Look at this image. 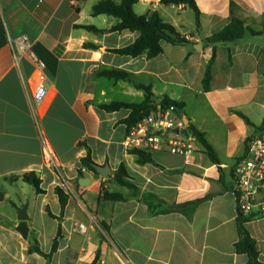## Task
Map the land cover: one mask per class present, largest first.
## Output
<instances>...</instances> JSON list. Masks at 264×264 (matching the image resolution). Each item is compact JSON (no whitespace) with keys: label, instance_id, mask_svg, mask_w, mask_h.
I'll return each mask as SVG.
<instances>
[{"label":"crops","instance_id":"crops-1","mask_svg":"<svg viewBox=\"0 0 264 264\" xmlns=\"http://www.w3.org/2000/svg\"><path fill=\"white\" fill-rule=\"evenodd\" d=\"M99 2L0 0V264H94L97 257L96 264H247L248 256L235 249L240 234L233 169L246 154L247 141L264 129V0H195L200 31L187 5L137 0V15L157 12L192 43L162 42L163 53L154 59L112 52L133 44L139 34L112 32L120 20L94 16ZM232 12L260 34L248 31L241 40L216 45L211 89L206 92L203 79L214 46L205 39L222 30ZM22 36L46 64L49 96L34 108L30 92L35 67L16 50ZM113 70L126 72L130 79L99 76ZM138 85L151 88L157 105L165 97L184 103L181 117L205 135L219 164L200 144L190 163L157 152L151 155L154 163L140 164L137 154L126 151L125 121L132 110L107 112L99 106L143 103L146 95ZM46 147L61 176L47 163ZM88 148L96 165L110 167L108 176L82 166ZM122 165L135 188L114 180ZM30 173L41 181V193L23 179ZM82 178L90 184L82 186ZM57 187L70 196L64 213ZM105 191L125 200L104 201ZM194 203L193 209L172 210ZM25 204L27 240L17 231L16 208ZM59 224L62 236L50 259L29 253L37 242L49 254ZM245 226L264 264V217L250 218Z\"/></svg>","mask_w":264,"mask_h":264},{"label":"trees","instance_id":"trees-1","mask_svg":"<svg viewBox=\"0 0 264 264\" xmlns=\"http://www.w3.org/2000/svg\"><path fill=\"white\" fill-rule=\"evenodd\" d=\"M162 4L169 6V5H187L195 12L196 18V27L197 30L200 31L201 29V13L197 7L195 0H161ZM137 3V0H123L121 4H116L113 0H100V2L94 6L93 8V15H108L118 18L120 23L117 24L115 27L112 28V32H123V31H130L136 32L139 34L137 40L122 49L113 50L115 54H119L122 56H129V57H139L141 55H146L148 59H154L158 57L160 54L163 53L162 42H167L172 45H191V41H189L185 36L180 34L176 28L166 23L157 12L150 13L148 15L139 16L134 11V6ZM235 3L232 1L231 9H234ZM87 30L100 33L102 31L98 30L95 27L91 26H84ZM250 31L253 35H259L260 32L253 31L249 29L246 25L244 19L237 17L234 13H231L230 22L219 32L215 33L214 35L205 39V42L208 45H213V53L212 57L209 60L205 76L203 79V87L206 92L210 91L211 89V82L213 79V64L216 60V45L219 43L225 42H235L241 40L245 37L246 33ZM87 47H89L87 45ZM91 48H96L94 45H91ZM99 76L107 77L114 80H129L130 76L126 72L121 71H103L99 73ZM139 89L145 92L146 98L143 103L140 104H128L123 102H115L111 104H102L99 107L107 112H115L120 109H131L132 113L129 118L125 121L128 126L133 125L137 121H139L144 115L150 114L152 111L157 110L159 107L161 109H167L171 106L175 107L178 111L179 115H181V111L184 109V103L176 102L170 100L169 98L165 97L162 99L159 105L153 102V94L151 92V88L138 85ZM243 118L248 120L245 116L241 115ZM249 121V120H248ZM264 127V123H263ZM189 130L195 135L199 141V144L205 149L207 155L210 157L212 162L215 164H219V158L215 153L213 147L210 143L206 140L205 135L198 131L193 125L188 126ZM139 156V163L146 164V163H154L151 156L147 155L143 152L137 153ZM82 166L93 173L100 175L96 170L95 162L92 160L91 149L88 148L87 156L81 160ZM79 177L83 176L82 169L78 171ZM129 175L124 165H122L119 170L114 175V180L121 186L135 188L129 181ZM23 179L33 185L38 193H41L40 184L41 181L38 179L35 173L26 174ZM56 194L59 197L60 204H61V212L64 213V210L69 202L70 196L60 187L56 188ZM104 201H111V202H122L125 200L122 194L117 193H109L105 191L103 196L101 197ZM197 203L194 204H186L182 206H175L172 207L173 211H182L185 207H195ZM193 209V208H191ZM49 215L53 217L50 211ZM249 217L243 216L239 214L238 217V227H239V234L240 239L235 244V249L238 254H244L248 256L247 264H262L259 261L260 251L257 246V241L250 235L249 231L247 230L245 224L249 221ZM62 236V226L59 224L57 237L54 240L52 250L49 254L44 253L37 242H35L29 249V253H38L39 255L50 259L58 250L59 246V239ZM98 261V257L95 260L96 264Z\"/></svg>","mask_w":264,"mask_h":264},{"label":"built area","instance_id":"built-area-1","mask_svg":"<svg viewBox=\"0 0 264 264\" xmlns=\"http://www.w3.org/2000/svg\"><path fill=\"white\" fill-rule=\"evenodd\" d=\"M16 50L17 54L27 55L35 67V84L30 92L34 108L44 103L49 96L46 64L35 54L27 36L17 39ZM15 58L18 60V56ZM185 129L189 130L175 107H159L128 126L123 147L128 152H143L150 156L157 152H167L181 156L190 163V157L196 152L199 141L191 131L187 135L181 134ZM44 156L49 166L61 176L50 147H46ZM232 193L239 214L249 218L264 217V129L247 141L246 154L233 169ZM80 230L84 232L85 227L81 226Z\"/></svg>","mask_w":264,"mask_h":264},{"label":"water","instance_id":"water-1","mask_svg":"<svg viewBox=\"0 0 264 264\" xmlns=\"http://www.w3.org/2000/svg\"><path fill=\"white\" fill-rule=\"evenodd\" d=\"M196 48L198 50L201 49V47H199V46H196ZM184 122H185V125L188 127L189 121L187 120V118H184ZM176 132H179V131H176ZM189 133H190V130H188V129L181 131V134H184V135H187ZM96 170L103 177H106L111 173V169L108 165L103 166V167L102 166H96ZM79 182L82 186H88L90 184V179L82 178V179H80ZM27 210H28V204H25L20 208H16L18 220L20 221V224L17 227V231L21 234V236L25 240H27L29 237V227H28L29 216H28Z\"/></svg>","mask_w":264,"mask_h":264}]
</instances>
